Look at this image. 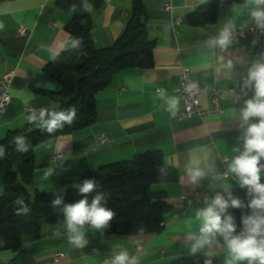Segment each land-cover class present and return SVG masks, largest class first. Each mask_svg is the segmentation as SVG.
<instances>
[{"label": "crops", "instance_id": "1", "mask_svg": "<svg viewBox=\"0 0 264 264\" xmlns=\"http://www.w3.org/2000/svg\"><path fill=\"white\" fill-rule=\"evenodd\" d=\"M210 1L143 0L146 33L153 41L152 66L115 73L95 94L94 123L33 146L35 186L53 193L75 188L82 174L98 166L159 150L165 164L177 172L174 181L154 186L165 191L169 205L161 229L152 234L104 235L85 226L87 243L77 247L68 242L64 222L43 224L36 233L23 238L19 250L1 251L0 264H104L125 249L138 264H175L196 255H211L219 264L229 259L222 238L192 253L195 241L189 235L199 234L196 213L206 207L215 190L241 187L227 166L239 154L233 148L242 149L239 109L254 93L246 88L239 103L235 95L244 87L241 78L247 77L253 63L264 62V31L260 36L246 34L230 39L226 47L210 46L229 22L234 26L232 31L247 27L255 7L252 0L223 4L217 8L214 22L192 25L185 21L187 14ZM130 4L131 0H101L99 6L91 8L95 46L108 47L122 33ZM166 4L169 10L164 9ZM70 17L71 11L56 0H0V78L13 71L8 87L10 102L0 112V139L7 131L25 132L38 126L27 122L25 105L56 110L45 91H57L60 85L43 68L61 51L77 44L65 29ZM19 26L25 28L23 34L17 32ZM183 66L199 86L200 106L211 107V90L215 89L220 113L178 116L184 109L176 91ZM170 97L180 100L174 116L166 110ZM58 153L59 159H50ZM197 166L205 176L193 182L189 169ZM224 168L227 175L219 176ZM49 169L52 175L46 179L44 173ZM197 192L203 197L194 199ZM56 230L58 235H54ZM57 254L62 256L55 260Z\"/></svg>", "mask_w": 264, "mask_h": 264}, {"label": "trees", "instance_id": "2", "mask_svg": "<svg viewBox=\"0 0 264 264\" xmlns=\"http://www.w3.org/2000/svg\"><path fill=\"white\" fill-rule=\"evenodd\" d=\"M244 1L211 0L187 14L185 21L192 25L214 22L220 5H235ZM56 3L70 11L75 6L76 10L71 11L65 29L77 39V44L61 51L44 66V72L60 85L57 91L45 92L56 104L57 111L67 113L74 107L76 115L71 125L64 123L62 128L51 133L37 126L25 132L7 131L4 138L0 139V146L5 149L4 156L0 157V252L19 250L23 238L36 233L43 224L64 222V205L83 198L77 187L59 193L42 192L36 188L33 179V146L94 123L95 94L109 84L115 73L134 67L152 66L153 41L146 33L143 0H131L124 30L108 47L94 45L90 13L85 11L86 4L97 7L101 0H56ZM17 135L24 137L22 144L14 142ZM261 163H264V159ZM176 177V170L165 164L159 150H147L82 174L78 185H82L85 179L96 180V190L88 194L89 203L100 192L104 196L101 203L115 213L108 227L101 230L102 234H152L161 229L164 215L169 210L165 191L156 190L154 186L174 181ZM261 183H264V177H261ZM217 193L225 196L231 193L245 205L239 209L229 208L226 213L233 217L239 231L242 217L252 212L246 207L250 199L248 189L233 187L215 190L210 201ZM56 198H61L62 202L53 206L51 201ZM17 199L24 203L17 204ZM24 205L28 206L29 212L16 215L17 210ZM207 260L211 264H219L211 255L186 257L175 261V264H205Z\"/></svg>", "mask_w": 264, "mask_h": 264}, {"label": "clouds", "instance_id": "3", "mask_svg": "<svg viewBox=\"0 0 264 264\" xmlns=\"http://www.w3.org/2000/svg\"><path fill=\"white\" fill-rule=\"evenodd\" d=\"M255 7L250 12L252 20L256 26L264 31V0H252ZM91 5H85V11H91ZM75 6L71 11L75 12ZM0 27H3L0 24ZM232 22L220 30L218 37L214 39L212 45L226 47L230 42L232 31ZM244 87L253 90V96L244 101L243 106L239 109V120L242 135V149L233 148L238 152L231 163L228 164V172L234 174L241 185L248 189L250 199L246 207L252 210L250 215L242 217V227L237 231V225L231 215L226 214L229 208L245 207L239 198H235L231 193H217L206 207L198 210L196 219L200 222L199 234H190L189 239L195 241L192 244V253L199 249L210 246L217 237H221L224 246L229 254V259L225 264H238V262L247 261V264H264V183H261V172L264 170V62L257 61L248 69ZM164 95L163 90L159 93ZM167 111L173 116L178 111L180 100L178 97H170L166 101ZM76 115V109L70 108L65 111L44 108L39 111L35 110L27 116L29 124L38 125L46 129L49 133L58 128H62L64 123L71 125ZM23 136H15L14 142L22 144ZM27 151V149H24ZM5 149L0 146V157L4 156ZM52 175L49 169L44 173L47 179ZM205 172L200 167L189 169V177L193 182L198 178H203ZM83 198L74 203L65 204L63 207L64 227L67 231V239L70 244L77 247H83L87 241L85 239V226L100 231L108 227L109 222L113 219L115 213L104 206L101 201L104 199L102 193L97 192L89 203L88 194L97 188V181L94 179H85L82 185H76ZM61 198L51 201L53 206L60 205ZM17 204H23V200L17 199ZM29 208L24 205L17 210L16 215L27 214ZM58 235V230L54 232ZM104 264H138L135 256L129 255L128 251L121 250L114 254L113 257L104 261ZM205 264H211L210 260Z\"/></svg>", "mask_w": 264, "mask_h": 264}, {"label": "built area", "instance_id": "4", "mask_svg": "<svg viewBox=\"0 0 264 264\" xmlns=\"http://www.w3.org/2000/svg\"><path fill=\"white\" fill-rule=\"evenodd\" d=\"M165 10H169V5H164ZM17 32L20 34H23L25 32V28L22 26H19L17 28ZM246 34L254 35V36H260L262 34V30L259 29L255 22L252 20L249 25L245 28L236 29L231 31L230 39H235L238 36H244ZM13 76V71H8L7 73H4L2 77L0 78V112H3L7 109L9 102H10V95L8 92V87L10 85L11 79ZM242 82L245 83L246 78H241ZM176 91L179 94L180 98L183 101L184 109L181 111L178 116L180 118L190 116L192 114L197 115H211V114H217L222 111V108L220 106L219 100L217 98V91L215 89L211 90V107L207 109H203L200 106L199 99H198V92H199V86L197 82L192 78L190 71L188 67L183 66L181 67L180 74L178 76V85L176 86ZM247 93L246 87H241L238 91H236L235 95V102L239 103L242 101L243 97ZM42 108H33L29 105L24 106V110L30 114L32 110H35L36 114L39 115V111ZM61 157V154H55L50 157V159H59ZM219 176H226L227 170L224 168L222 171L219 172ZM203 197V193L197 192L194 196V199H199ZM62 255L57 254L55 255L54 259L58 260Z\"/></svg>", "mask_w": 264, "mask_h": 264}, {"label": "rangeland", "instance_id": "5", "mask_svg": "<svg viewBox=\"0 0 264 264\" xmlns=\"http://www.w3.org/2000/svg\"><path fill=\"white\" fill-rule=\"evenodd\" d=\"M76 188V187H75Z\"/></svg>", "mask_w": 264, "mask_h": 264}]
</instances>
